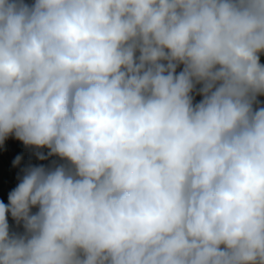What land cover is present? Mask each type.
Masks as SVG:
<instances>
[{
  "label": "clouds",
  "instance_id": "obj_1",
  "mask_svg": "<svg viewBox=\"0 0 264 264\" xmlns=\"http://www.w3.org/2000/svg\"><path fill=\"white\" fill-rule=\"evenodd\" d=\"M261 54L264 0H0V144L60 161L0 264H264Z\"/></svg>",
  "mask_w": 264,
  "mask_h": 264
},
{
  "label": "rangeland",
  "instance_id": "obj_2",
  "mask_svg": "<svg viewBox=\"0 0 264 264\" xmlns=\"http://www.w3.org/2000/svg\"><path fill=\"white\" fill-rule=\"evenodd\" d=\"M27 3L31 4L34 0H26ZM260 62L264 64V54L260 55ZM181 68L177 69L179 72ZM199 85L197 86V89ZM202 97L200 95L194 94V103H198ZM259 104L264 106V96L258 97ZM36 149L31 147H26L21 141L17 140L14 136H9L2 144H0V201L5 204L8 203V194L11 192L20 182V178L23 175L22 170L29 165H36L38 160L36 158ZM47 154V149H42ZM17 156L21 157L20 163L18 165L13 164V161ZM49 159H56L57 157H49ZM36 209H33L35 212ZM9 225L14 231H23L22 226L18 227L15 221L9 215L8 217Z\"/></svg>",
  "mask_w": 264,
  "mask_h": 264
},
{
  "label": "trees",
  "instance_id": "obj_3",
  "mask_svg": "<svg viewBox=\"0 0 264 264\" xmlns=\"http://www.w3.org/2000/svg\"><path fill=\"white\" fill-rule=\"evenodd\" d=\"M53 162H60V161L56 159L41 160V161H38V163L35 166H38L41 164H43L44 166H50Z\"/></svg>",
  "mask_w": 264,
  "mask_h": 264
}]
</instances>
